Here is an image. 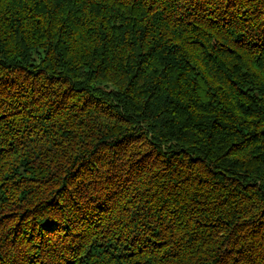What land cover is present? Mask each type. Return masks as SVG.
<instances>
[{
  "label": "trees",
  "instance_id": "16d2710c",
  "mask_svg": "<svg viewBox=\"0 0 264 264\" xmlns=\"http://www.w3.org/2000/svg\"><path fill=\"white\" fill-rule=\"evenodd\" d=\"M0 264H264V0H0Z\"/></svg>",
  "mask_w": 264,
  "mask_h": 264
}]
</instances>
